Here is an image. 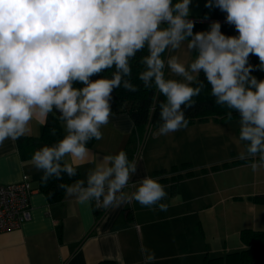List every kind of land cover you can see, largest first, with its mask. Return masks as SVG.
<instances>
[{"label":"clouds","instance_id":"clouds-1","mask_svg":"<svg viewBox=\"0 0 264 264\" xmlns=\"http://www.w3.org/2000/svg\"><path fill=\"white\" fill-rule=\"evenodd\" d=\"M191 0H0V146L30 132L38 114L59 113L63 138L36 150L29 163L43 173L42 183L77 175L90 151L89 141L101 140L112 116L114 89L135 92L131 61L137 53L138 79L154 89L159 100L156 135L187 128L185 110L193 97L211 88L215 104L227 118L239 117L238 139L245 150L238 159L253 172L264 168V0H207L205 7L226 13L237 36H226L221 23L194 32L189 19ZM186 43L191 62L167 55ZM259 58L253 66L249 57ZM114 69L111 76H102ZM203 73L204 79H200ZM175 77V78H172ZM55 134V129L52 130ZM85 179L59 184L79 203L95 202L116 209L132 201L150 210L167 211L168 193L157 178L145 176L135 191H125L137 172L124 150L91 161ZM141 264H155V252L140 248Z\"/></svg>","mask_w":264,"mask_h":264},{"label":"crops","instance_id":"crops-1","mask_svg":"<svg viewBox=\"0 0 264 264\" xmlns=\"http://www.w3.org/2000/svg\"><path fill=\"white\" fill-rule=\"evenodd\" d=\"M206 3L191 0L188 18L212 19L214 8ZM45 121L37 114L20 143L7 140L0 146V183H15L26 175L32 188L30 218L16 229L0 232V264H98L105 259L141 264L142 246L155 252V264H204L242 249L241 229L264 230V200H254L264 198V168L253 172L246 167L249 162L237 165H246L247 171L232 176L237 182L234 191L226 186L218 165L192 166L187 154L192 137L184 129L160 136L158 128H152L155 132L146 140L143 155L140 151L139 157L133 156L137 172L125 189L135 191L145 176L157 178L168 193L162 201L169 205L167 211L150 210L136 201L103 209L94 201L79 203L66 193L50 202L38 186L42 172L29 163L34 152L47 145L40 139ZM101 131V140L87 144L90 156L77 168L78 179H85L93 159L136 150L128 113H113Z\"/></svg>","mask_w":264,"mask_h":264},{"label":"trees","instance_id":"trees-1","mask_svg":"<svg viewBox=\"0 0 264 264\" xmlns=\"http://www.w3.org/2000/svg\"><path fill=\"white\" fill-rule=\"evenodd\" d=\"M175 2V0H174ZM214 21L221 23V31L226 36H237L233 25L226 23V13L220 11L218 8H214L213 18ZM195 27L194 32L207 31L210 24L213 21L193 20ZM147 51L137 53L134 60L131 61L132 65V76L131 82L138 87L135 92L123 89V87L114 89L112 113L126 112L130 116L133 122V131L131 134L132 141L141 142L144 140L148 130L159 127V100H163L164 97L160 96L159 100L155 99L157 93L154 89H145L142 82L138 79V73L142 70V65L138 63L139 58L142 55H146ZM165 55V54H164ZM249 62L253 65H259V58L251 55ZM114 69L106 70L102 73V76H111V72ZM252 75L256 76L257 79H264V71L254 70ZM200 79H204L203 73L200 74ZM195 104L192 108L185 110V118L188 123L198 120H205L209 117H219L220 119H228L227 108L216 105L215 98L211 95L210 85L205 81V88L199 96L193 97ZM232 117H238L233 112ZM55 129V134H53ZM65 135L62 127V121L59 119V113L55 110L49 113L46 117V121L43 126V131L40 139L47 145H52ZM94 140V139H93ZM93 140L88 142L91 145ZM21 139L18 140L20 143ZM127 153V152H126ZM134 153V152H133ZM133 153H127L128 158L133 160ZM238 163H244L246 161L239 160ZM215 169L216 166H213ZM43 175V173H42ZM39 178V189L46 195L50 202L59 201L65 196V190L59 187V184H71L76 181L79 177V171L77 169V175L69 178L66 174H63V179L58 180L51 178L47 183L41 182ZM254 200L262 201L264 198L255 197ZM240 240L244 244V247L238 251L227 253L224 256L206 259L204 264H245L253 261L264 260V230H254L251 228H243L240 231ZM98 264H116L113 260H100Z\"/></svg>","mask_w":264,"mask_h":264},{"label":"rangeland","instance_id":"rangeland-1","mask_svg":"<svg viewBox=\"0 0 264 264\" xmlns=\"http://www.w3.org/2000/svg\"><path fill=\"white\" fill-rule=\"evenodd\" d=\"M169 54L177 55L186 63L191 62L195 58V53L189 54L187 52L186 43L174 52H166L164 56L166 57ZM188 124V129L184 128V130L186 133L189 132L192 137L191 148L187 153L191 158L192 166L218 165L223 171L222 177L226 179V186L232 187L235 191L236 188L234 187H237V182L231 179L232 176L238 173V171H247L246 165L244 167H237V165L242 164L237 162L240 160L237 158L238 154L245 150V142H241L238 139L239 117H232V119L209 117L205 120L195 119ZM154 132L151 127L141 142V155L144 153L143 146L146 140L151 138Z\"/></svg>","mask_w":264,"mask_h":264},{"label":"built area","instance_id":"built-area-1","mask_svg":"<svg viewBox=\"0 0 264 264\" xmlns=\"http://www.w3.org/2000/svg\"><path fill=\"white\" fill-rule=\"evenodd\" d=\"M140 149V143L137 142L134 157L140 156ZM31 193L32 188L26 175L15 183H0V232L16 229L30 218Z\"/></svg>","mask_w":264,"mask_h":264},{"label":"water","instance_id":"water-1","mask_svg":"<svg viewBox=\"0 0 264 264\" xmlns=\"http://www.w3.org/2000/svg\"><path fill=\"white\" fill-rule=\"evenodd\" d=\"M200 20H203V21H214V19H200Z\"/></svg>","mask_w":264,"mask_h":264}]
</instances>
